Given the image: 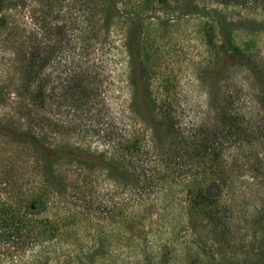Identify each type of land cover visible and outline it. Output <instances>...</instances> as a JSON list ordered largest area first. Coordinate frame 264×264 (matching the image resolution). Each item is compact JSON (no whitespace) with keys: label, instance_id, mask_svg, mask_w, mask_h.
Returning a JSON list of instances; mask_svg holds the SVG:
<instances>
[{"label":"rangeland","instance_id":"obj_1","mask_svg":"<svg viewBox=\"0 0 264 264\" xmlns=\"http://www.w3.org/2000/svg\"><path fill=\"white\" fill-rule=\"evenodd\" d=\"M117 3L0 0V264H264V0Z\"/></svg>","mask_w":264,"mask_h":264},{"label":"trees","instance_id":"obj_2","mask_svg":"<svg viewBox=\"0 0 264 264\" xmlns=\"http://www.w3.org/2000/svg\"><path fill=\"white\" fill-rule=\"evenodd\" d=\"M106 2H107V5H106L107 12L111 10V6L112 7L113 6L115 7V5L118 4L117 3V0H106ZM128 48H129V52H131V48L132 47L129 46ZM235 52H237V51H235ZM248 62H251L250 59H248ZM131 76H132V81H133V84H134L135 83V80L133 79V76H134V71L133 70H131ZM75 88H79L80 89V86H79L78 83H76ZM138 111L140 112V110H138ZM177 123H178V121H174L173 118H170L167 121V124H166V127H165L167 134L170 135L171 138L172 137H178V139L175 142V145H177V147H176V149L174 151V158H177V157L179 158V151H181L180 148H181V146L183 144L182 141L180 140L183 137L182 131H181L182 128H181L180 125L178 126ZM231 125L232 124H230V126ZM233 130H235V129H233ZM235 131H232V129H231L232 134L235 133ZM216 135L217 134H216L215 131H213L209 135H206V138L207 139L204 140L203 148H205V149L209 148L212 145L213 141H215L216 139H218V137ZM51 164L52 163H49L46 166H49L50 167ZM4 211H5V214L6 213L7 214L10 213V216H9L10 218L7 219V220H9V222L7 223V222L4 221L5 225H7V224L10 225V228L9 229H10L11 232H14V233L21 232L22 227H17L16 226V224H20L21 219H18L17 220V218H19V217H17L18 215L17 216L15 215V213L13 212L14 210L12 211V208H11V210L9 208L8 211H7V208H6ZM210 220L213 221V218H211ZM9 229H8V231H9ZM39 230H38V232H39ZM37 237H38V235H37Z\"/></svg>","mask_w":264,"mask_h":264}]
</instances>
